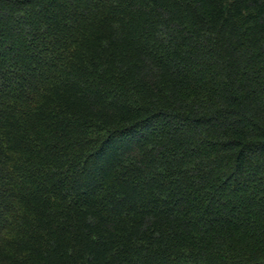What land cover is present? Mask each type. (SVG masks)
Returning <instances> with one entry per match:
<instances>
[{
  "label": "trees",
  "instance_id": "16d2710c",
  "mask_svg": "<svg viewBox=\"0 0 264 264\" xmlns=\"http://www.w3.org/2000/svg\"><path fill=\"white\" fill-rule=\"evenodd\" d=\"M0 264H264V0H0Z\"/></svg>",
  "mask_w": 264,
  "mask_h": 264
}]
</instances>
